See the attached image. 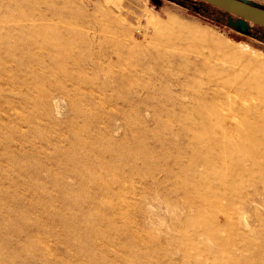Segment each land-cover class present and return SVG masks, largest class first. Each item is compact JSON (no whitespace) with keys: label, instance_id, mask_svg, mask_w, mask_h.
I'll return each mask as SVG.
<instances>
[{"label":"rangeland","instance_id":"374dc122","mask_svg":"<svg viewBox=\"0 0 264 264\" xmlns=\"http://www.w3.org/2000/svg\"><path fill=\"white\" fill-rule=\"evenodd\" d=\"M227 18L0 0V264H264V30Z\"/></svg>","mask_w":264,"mask_h":264},{"label":"water","instance_id":"95a60500","mask_svg":"<svg viewBox=\"0 0 264 264\" xmlns=\"http://www.w3.org/2000/svg\"><path fill=\"white\" fill-rule=\"evenodd\" d=\"M230 15L227 25L236 33L250 37L252 27L264 30V8L245 0H197Z\"/></svg>","mask_w":264,"mask_h":264},{"label":"bare ground","instance_id":"6f19581e","mask_svg":"<svg viewBox=\"0 0 264 264\" xmlns=\"http://www.w3.org/2000/svg\"><path fill=\"white\" fill-rule=\"evenodd\" d=\"M224 52H225V51H224ZM225 53H226V52H225ZM231 54H234V53H231ZM227 56H228V54H227ZM230 57H231V56H230ZM234 57H235V56H234ZM228 58H229V57H228ZM241 58H242V57H241ZM235 59H236V58H235ZM230 60H231V59H230ZM242 60H245V59L242 58ZM176 61H177V60H176ZM254 62H256V61H254ZM185 63H186V62H185ZM228 63H229V62H228ZM235 63H236V62H235ZM237 63H238V62H237ZM261 63H262V62H261ZM186 64H187V63H186ZM186 64H185V65H186ZM225 64H226V63H225ZM259 64H260V63H259ZM233 65H234V64H233ZM261 65H262V64H260V66H261ZM229 66H230V65H229ZM235 66H236V65H235ZM237 66H238V64H237ZM239 66H240V65H239ZM242 66H243V65H242ZM242 66H241V68H243ZM260 66H258V67H260ZM258 67H256V68H258ZM196 68H197V67H196ZM196 68H194V69H196ZM199 68H200V67H199ZM199 68H197V69L199 70ZM232 68H233V67H232ZM239 68H240V67H239ZM244 68H245V67H244ZM233 69H234V68H233ZM201 70H202V69H201ZM201 70H200V72H201ZM234 70H235V69H234ZM242 71H244V70L242 69ZM245 71H247V70H245ZM245 71H244V72H245ZM259 71H260V70H259ZM235 72H236V71H235ZM263 72H264V71H263ZM263 72H262V73H263ZM240 73H242V72H241V69H240ZM238 74H239V72H238ZM246 74H247V73H246ZM246 74H245V75H246ZM256 74H257V73H256ZM232 75H233V73H232ZM234 75H235V74H234ZM241 75H242V74H241ZM247 75H248V74H247ZM251 75H253V73H252ZM254 75H255V74H254ZM257 75H258V74H257ZM243 76H244V75H243ZM243 76H242V77H243ZM242 77H241V78H242ZM244 77H245V76H244ZM259 77H260V76H259ZM252 78H255V77H252ZM256 78H258V77L256 76ZM256 78L254 79V81L256 80ZM261 78H262V77H261ZM262 79H264V78H262ZM243 81H244V80H243ZM255 83H256V82H255ZM217 84H218V83H217ZM219 85H220V84H219ZM219 85H218V86H219ZM233 85H234V84H233ZM236 86H237V85H236ZM239 86H240V85H239ZM256 86H258V84H257ZM263 86H264V85H263ZM221 87H222V86H221ZM234 88H235V87H234ZM232 90H233V89H232ZM250 92H251V91H250ZM257 94H258V93H257ZM262 95H263V93H262ZM260 97H261V96H260ZM261 99H262V98H261ZM261 103H262V102H261ZM255 133H256V132H255ZM255 133H253V134H255ZM249 137H250V136H249ZM253 137H254V136H253Z\"/></svg>","mask_w":264,"mask_h":264},{"label":"trees","instance_id":"16d2710c","mask_svg":"<svg viewBox=\"0 0 264 264\" xmlns=\"http://www.w3.org/2000/svg\"><path fill=\"white\" fill-rule=\"evenodd\" d=\"M187 2L189 3V4H191L193 7H197V4L198 5H206V4H203V3H201V2H199V1H197V0H187ZM209 6V5H208ZM211 7V6H210ZM213 8V7H212ZM214 9H216V8H214ZM217 10V12H220V13H222V14H225V15H227L228 17H230V15L229 14H227V13H225V12H223V11H221V10H218V9H216ZM252 28V30H254V29H256V28H258V29H261V28H259V27H257V26H251ZM263 30V29H262ZM264 32V31H263Z\"/></svg>","mask_w":264,"mask_h":264},{"label":"crops","instance_id":"0c3cea01","mask_svg":"<svg viewBox=\"0 0 264 264\" xmlns=\"http://www.w3.org/2000/svg\"><path fill=\"white\" fill-rule=\"evenodd\" d=\"M249 3H252L258 7L264 8V0H245Z\"/></svg>","mask_w":264,"mask_h":264}]
</instances>
